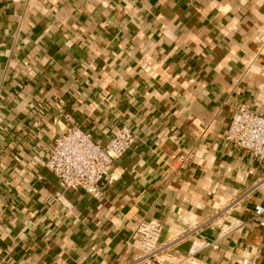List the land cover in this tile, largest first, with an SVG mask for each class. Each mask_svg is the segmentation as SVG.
I'll list each match as a JSON object with an SVG mask.
<instances>
[{
	"label": "crops",
	"instance_id": "obj_1",
	"mask_svg": "<svg viewBox=\"0 0 264 264\" xmlns=\"http://www.w3.org/2000/svg\"><path fill=\"white\" fill-rule=\"evenodd\" d=\"M263 80L264 0H0V264H120L153 219L174 262L264 264V164L223 139ZM64 115L135 137L98 197L43 167Z\"/></svg>",
	"mask_w": 264,
	"mask_h": 264
},
{
	"label": "built area",
	"instance_id": "obj_2",
	"mask_svg": "<svg viewBox=\"0 0 264 264\" xmlns=\"http://www.w3.org/2000/svg\"><path fill=\"white\" fill-rule=\"evenodd\" d=\"M260 107L264 108V80L259 88ZM70 126L56 138L49 150L43 167L57 180L62 192L82 191L98 197L104 183L108 181V168L120 159L134 143L135 137L129 128L116 129L109 142L100 146L92 135L83 131L70 115H64ZM223 139L234 149L251 156L259 164H264V114L241 105L223 132ZM262 213L263 208L256 206ZM264 227V224L261 223ZM162 227L153 219L140 221L134 226L139 236L137 252L120 264H205L195 255L207 245L194 242L184 259L174 262L170 249L174 242L160 243ZM242 264H255L244 259Z\"/></svg>",
	"mask_w": 264,
	"mask_h": 264
}]
</instances>
